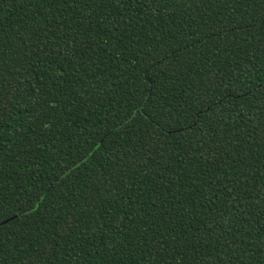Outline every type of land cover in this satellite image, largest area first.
<instances>
[{"label":"trees","instance_id":"1","mask_svg":"<svg viewBox=\"0 0 264 264\" xmlns=\"http://www.w3.org/2000/svg\"><path fill=\"white\" fill-rule=\"evenodd\" d=\"M0 264H264V0H0Z\"/></svg>","mask_w":264,"mask_h":264}]
</instances>
